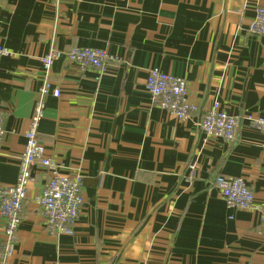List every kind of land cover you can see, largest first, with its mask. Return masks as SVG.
Returning a JSON list of instances; mask_svg holds the SVG:
<instances>
[{"label":"crops","instance_id":"1","mask_svg":"<svg viewBox=\"0 0 264 264\" xmlns=\"http://www.w3.org/2000/svg\"><path fill=\"white\" fill-rule=\"evenodd\" d=\"M264 0H0V186H12L50 47L104 49L91 67L58 59L38 140L61 173L82 177L72 235H50L32 171L8 264H264L262 223L228 207L216 176H241L264 205V33L249 26ZM182 77L197 107L178 120L145 88L150 68ZM217 100L237 117L235 140L205 139L199 121ZM0 219V242L5 239Z\"/></svg>","mask_w":264,"mask_h":264},{"label":"built area","instance_id":"2","mask_svg":"<svg viewBox=\"0 0 264 264\" xmlns=\"http://www.w3.org/2000/svg\"><path fill=\"white\" fill-rule=\"evenodd\" d=\"M249 30L254 34L264 33V8H256ZM12 54L11 50L0 44V57ZM62 58L78 64L81 68L95 69L96 80H99L101 74L106 71L109 59L117 60L109 56L104 49L79 46H71L65 50L50 47L39 57L42 81L37 89L38 96L29 125L23 133L25 143L18 159L16 180L12 186H0V219L3 220L5 236L0 242V264H8V259L14 251L15 234L21 221L23 201L29 194V183L35 167L43 169L48 174L39 192L33 196L40 207L46 231L53 236L72 235L80 214L83 202L81 175L59 172L57 163L47 154L36 132L44 116L45 98L60 95L59 88L52 86L49 74L53 62ZM145 88L159 108L169 112L178 120L188 118L196 110L197 106L187 99V84L182 77L173 76L153 67L148 70ZM246 119L264 135V116L247 114ZM198 125L205 139L220 137L225 142L232 143L238 132L239 120L227 113L221 103L215 100ZM4 133L0 113V148ZM213 185L228 207L252 210L256 213L262 223L257 234L264 239V205L256 202L252 190L244 179L241 176L219 175L215 177Z\"/></svg>","mask_w":264,"mask_h":264}]
</instances>
